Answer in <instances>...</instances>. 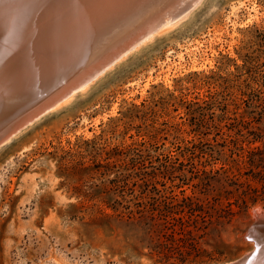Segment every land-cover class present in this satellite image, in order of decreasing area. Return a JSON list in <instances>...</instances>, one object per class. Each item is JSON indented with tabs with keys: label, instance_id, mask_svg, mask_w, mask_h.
I'll list each match as a JSON object with an SVG mask.
<instances>
[{
	"label": "rangeland",
	"instance_id": "374dc122",
	"mask_svg": "<svg viewBox=\"0 0 264 264\" xmlns=\"http://www.w3.org/2000/svg\"><path fill=\"white\" fill-rule=\"evenodd\" d=\"M172 1L128 0L115 19L110 14L109 29L93 38L97 46L152 24L172 25L0 147V264H155L118 253L90 207L129 198L134 143L154 159L187 167L181 149L227 138L248 110L242 93L264 90V0ZM256 210L264 208L254 206L237 222L243 231L232 226L223 235L242 247L239 254L202 264L251 249L245 233Z\"/></svg>",
	"mask_w": 264,
	"mask_h": 264
},
{
	"label": "trees",
	"instance_id": "16d2710c",
	"mask_svg": "<svg viewBox=\"0 0 264 264\" xmlns=\"http://www.w3.org/2000/svg\"><path fill=\"white\" fill-rule=\"evenodd\" d=\"M242 95L248 110L239 112L227 138L181 149L187 163L180 164L187 167L154 159L136 143L130 148L129 198L89 209L106 235L116 238L118 253L155 264H202L239 254L242 247L224 233L232 226L243 231L237 222L254 206L264 208V90Z\"/></svg>",
	"mask_w": 264,
	"mask_h": 264
},
{
	"label": "water",
	"instance_id": "95a60500",
	"mask_svg": "<svg viewBox=\"0 0 264 264\" xmlns=\"http://www.w3.org/2000/svg\"><path fill=\"white\" fill-rule=\"evenodd\" d=\"M127 2L51 0L42 11H18L12 21H0V147L93 82L138 42L143 32L126 42L108 40L107 47L104 40L93 45L98 31L109 29L110 14L116 17ZM93 47L100 51L92 57ZM245 238L251 249L219 264H264V210L255 211Z\"/></svg>",
	"mask_w": 264,
	"mask_h": 264
},
{
	"label": "bare ground",
	"instance_id": "6f19581e",
	"mask_svg": "<svg viewBox=\"0 0 264 264\" xmlns=\"http://www.w3.org/2000/svg\"><path fill=\"white\" fill-rule=\"evenodd\" d=\"M138 1V0H137ZM164 1V0H163ZM181 1V0H180ZM50 2H51V0H0V21L1 20H8V21H12L13 19H14V16L17 14V12L18 11H20V13H23L24 14V12L23 11H30V10H32V11H30V13L31 12H34L35 10H37V11H42V10H44L45 8H46V6H49V4H50ZM150 2V1H149ZM153 2V1H152ZM155 2V1H154ZM172 2H175L174 0L172 1ZM179 2V1H178ZM185 2H186V0H185ZM196 2V1H195ZM196 3H199V0L196 2ZM123 3H121L120 5H122ZM173 4V3H172ZM180 4H181V2H180ZM183 4V3H182ZM185 4V3H184ZM186 4H187V2H186ZM195 4V3H194ZM126 5H127V3H126ZM126 5H124V6H126ZM163 5V4H162ZM178 5V7H180V6H183V5H179L178 3L175 5V4H173V6L175 7V6H177ZM188 5V4H187ZM191 5V4H190ZM193 5V4H192ZM196 5V4H195ZM123 7V6H122ZM122 7L120 8V9H122ZM164 7V6H163ZM166 7V6H165ZM170 6L168 5V8H169ZM189 7V6H188ZM192 7H194V5L192 6ZM183 8V7H182ZM187 8V7H186ZM190 8H191V6H190ZM190 8H187L188 9V11L190 10ZM157 9V8H156ZM162 9V8H161ZM174 10H172L173 12L175 11V8H173ZM165 10H166V8H165ZM170 10V8L168 9V11ZM119 11H121V10H119ZM179 11V10H178ZM165 12H167V11H165ZM170 12V11H169ZM168 12V13H169ZM185 12V11H184ZM183 12V13H184ZM19 13V14H20ZM29 13V14H30ZM153 13V12H152ZM158 13L159 12H157V15H158ZM162 13V12H161ZM186 13V12H185ZM118 14V13H117ZM145 14V13H144ZM182 14V13H181ZM111 15H113V14H111ZM153 15V14H152ZM155 15V14H154ZM160 15H162V14H160ZM167 15V13H165V16ZM169 15H170V13H169ZM183 15V14H182ZM181 15V16H182ZM187 15V14H186ZM114 17V16H113ZM152 17H155L156 18V16H152ZM162 17H163V15H162ZM183 17H185V14L183 15ZM182 17V18H183ZM151 18V17H150ZM159 18H161L160 16H159ZM157 19V20H159L160 21V19ZM168 18H170V16L168 17ZM168 18H163L164 20L165 19H168ZM182 18H179L178 19V21L180 20V19H182ZM23 18H21V20H22ZM115 19V18H114ZM147 19V18H146ZM151 20V22L152 21H156L157 22V20H154V19H150ZM163 20V22H166V20L164 21ZM169 20H171V19H169ZM168 20V21H169ZM18 21H19V19H18ZM110 21V20H109ZM114 21V20H113ZM148 21H149V19H148ZM147 21V22H148ZM177 21V20H176ZM150 22V23H151ZM141 23H142V21H141ZM145 23L146 22H144L143 24V26H145ZM169 23H170V21H169ZM168 22L166 23V25H163L162 27L160 26V28L158 29L157 27H156V25L155 26H153V24H152V27L154 28H157L158 30L156 31V32H154L153 30L155 29H149V30H146V31H142L139 27H141V26H137V28L138 29H140V32L138 31H136V33L135 34H137V33H142V37L138 40V42H136L132 47H131V49L129 50V51H131L132 49H134V48H136L139 44H141V43H143V42H145L146 40H149L150 38H152L153 37V35L154 34H156V33H159L160 31H162V30H164V29H166V28H168V27H170L172 24H169ZM177 23V22H176ZM135 24V23H134ZM147 24V23H146ZM149 24V23H148ZM160 24H162V23H160ZM159 25V24H158ZM131 26V25H130ZM129 27V26H128ZM150 27V26H149ZM127 28V27H126ZM147 28V27H146ZM133 30V29H132ZM156 30V29H155ZM135 31V30H134ZM154 33H153V32ZM127 33V32H126ZM125 33V34H126ZM131 33V32H130ZM150 33H153L151 36H150ZM129 34V33H128ZM131 34H133V33H131ZM130 35V34H129ZM114 36V35H113ZM116 36V35H115ZM125 36V35H124ZM131 36V35H130ZM95 38V37H94ZM120 39V38H119ZM129 40V37L128 36H125V37H123V39L121 38V40H119L118 41V39L116 40V41H114V42H116V43H120V42H122V40H124V41H126V40ZM96 42V41H95ZM100 42V41H99ZM101 43V42H100ZM113 43V42H112ZM94 45H97V44H94ZM108 46V45H107ZM106 47V46H105ZM94 48V47H93ZM129 51H127V52H129ZM126 52V53H127ZM126 53H124V54H126ZM95 54V53H94ZM123 54V55H124ZM123 55L121 56V57H123ZM125 56V55H124ZM121 57H119V59L121 58ZM118 60V59H117ZM88 86V84L87 85H85L84 87H82L81 89H80V91H82V90H84L86 87ZM75 93H72V94H70L68 97H66L65 99H63V101H61L59 104H57L52 110H56V109H58L59 107H61L62 105H64V104H66L72 97H73V95H74Z\"/></svg>",
	"mask_w": 264,
	"mask_h": 264
}]
</instances>
